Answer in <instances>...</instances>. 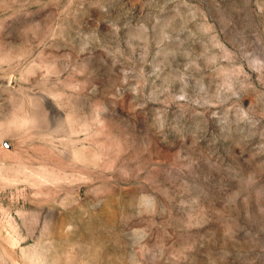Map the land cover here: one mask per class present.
Returning <instances> with one entry per match:
<instances>
[{
  "label": "rangeland",
  "instance_id": "1",
  "mask_svg": "<svg viewBox=\"0 0 264 264\" xmlns=\"http://www.w3.org/2000/svg\"><path fill=\"white\" fill-rule=\"evenodd\" d=\"M0 264H264V0H0Z\"/></svg>",
  "mask_w": 264,
  "mask_h": 264
}]
</instances>
